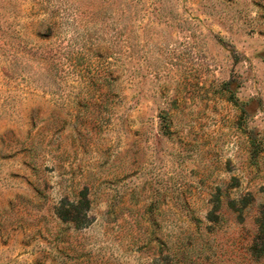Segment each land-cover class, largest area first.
I'll list each match as a JSON object with an SVG mask.
<instances>
[{"label":"rangeland","instance_id":"374dc122","mask_svg":"<svg viewBox=\"0 0 264 264\" xmlns=\"http://www.w3.org/2000/svg\"><path fill=\"white\" fill-rule=\"evenodd\" d=\"M263 214L264 0H0V264H264Z\"/></svg>","mask_w":264,"mask_h":264},{"label":"trees","instance_id":"16d2710c","mask_svg":"<svg viewBox=\"0 0 264 264\" xmlns=\"http://www.w3.org/2000/svg\"><path fill=\"white\" fill-rule=\"evenodd\" d=\"M73 210L57 211V218L62 222H67L76 226L81 221V213L76 209L75 206L71 205ZM75 210V211H74ZM258 241L251 246V251L256 257L264 258V214L259 219V230H258Z\"/></svg>","mask_w":264,"mask_h":264}]
</instances>
